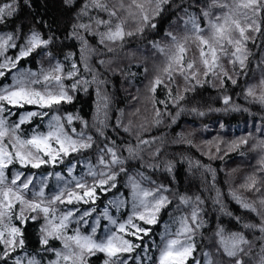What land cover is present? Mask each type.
Here are the masks:
<instances>
[{"label": "clouds", "instance_id": "1", "mask_svg": "<svg viewBox=\"0 0 264 264\" xmlns=\"http://www.w3.org/2000/svg\"><path fill=\"white\" fill-rule=\"evenodd\" d=\"M74 2L63 0V5L71 10ZM23 3L31 9V0ZM8 4L0 25L7 26L20 11L19 0ZM85 5V15L81 16L80 8L69 17L74 22L67 36L61 38L50 29L41 32L49 44L26 61L31 65L35 60V69L19 66L37 73L31 78L37 83L27 84L30 90L45 96L67 95L71 100L38 105L33 110L36 115L20 126V117L28 111L17 115L0 105V150L11 155V163L0 169V264H96L94 258L101 252L82 248L70 237L79 229L81 236H91L97 244L106 241L117 225L97 227L93 233L90 221L106 208L113 215L109 204L113 199L125 201L113 215L117 224H125L132 233L145 228L140 215H151L155 223L146 228L147 234L136 235L141 240L151 238L159 226L160 240L153 241L155 253L146 240L142 250L140 243L133 242L131 253L104 254L99 264H159L169 240L177 241L176 249L192 250L188 264H264V136L258 135L260 129L240 136L247 143L235 150L230 145L236 138H201L216 124L214 117L232 113L259 116L264 127V0H84ZM27 23L26 31L17 25L14 32H6L13 33L14 42L24 47L30 46L26 39L31 31L38 30L30 18ZM81 23L90 25L87 32L78 30ZM117 28L122 36L108 39L106 34ZM81 37L87 40L84 50ZM73 41L79 51V68L69 78L72 64L77 63ZM7 56V52L0 55V62ZM57 62L63 65L59 84L54 78ZM49 72L53 78L45 80ZM233 88L240 89L235 96ZM249 89L254 95H249ZM224 97L229 98L227 103ZM236 97L248 105H259V111L238 103ZM217 100L222 101L219 107ZM182 120V130L173 133ZM50 121L57 128L63 125L61 136L71 138L77 149L67 155L61 152L54 162L28 143L34 135H47ZM219 129L226 130V125L220 122ZM50 142L55 150V140ZM181 145L187 147L181 149ZM246 145L250 147L239 151ZM190 148L206 156L209 163L194 157ZM237 151L242 157L255 153L256 162L247 168L221 169L228 177L226 187H221L212 162ZM17 152L31 162L44 163L33 168L31 163H21ZM182 166L183 184L178 175ZM238 172L245 173L243 182H236ZM118 186L128 190L127 197ZM91 188L111 194L99 211L98 193L94 200L73 197L68 202L72 193ZM233 202L239 213L232 209ZM85 212L92 214L85 216ZM65 218L67 226L54 229ZM28 221L36 227L29 228ZM222 236L235 241L227 250L220 242ZM18 250L21 255H16Z\"/></svg>", "mask_w": 264, "mask_h": 264}, {"label": "snow or ice", "instance_id": "2", "mask_svg": "<svg viewBox=\"0 0 264 264\" xmlns=\"http://www.w3.org/2000/svg\"><path fill=\"white\" fill-rule=\"evenodd\" d=\"M86 5L81 8V16L86 14ZM6 8H10V5L8 3H4L2 7H0V17H3L4 11ZM90 28V25L81 23L79 25L78 30H84L85 32L88 31ZM218 32H223V29L220 27H217ZM241 32L243 33V29H241ZM108 39H118L122 36V32L117 28L115 32L109 31V33L106 34ZM14 35L13 33H0V55H4L6 52H8L9 49L16 48L18 51L12 55L7 56L2 62H0V78H3L4 80L8 79L9 76H11V83L9 84H3V86H0V105H3L7 107L8 105L12 106H23V105H39L41 107H47L53 104H60L63 102H67L71 100L70 96L67 95H49L45 96L35 90H30L27 87V84L29 82L35 84L37 83L36 80H32V77L37 76L36 72H33L31 70H24L19 68L20 65L24 63V58H27L31 55H33L34 51L42 50L44 47H46L49 44V40L45 38V35H42L41 31L33 30L28 35L26 39V43L30 45L29 47H24L20 44H17L14 42ZM83 41V47L82 50L86 49L87 47V40H84L83 37H81ZM206 43V42H205ZM203 55V52L201 53ZM213 59H215L213 55ZM205 64H207V61H205ZM72 71L68 73V77H75L77 75V69L79 68L78 63L72 64ZM55 71L57 75H55V80L59 84L62 80V73H63V65L57 62L55 65ZM51 72L45 74L44 79H52ZM2 83V81H0ZM85 83H88V81H85ZM73 88L77 87V84L72 85ZM249 95H254L252 89L248 90ZM262 100H264V97H261ZM229 100L228 97H224V102L227 103ZM3 111V108L0 107V112ZM36 113L34 111H28L24 115L20 117L19 125L24 124L27 122V120L31 119V117L35 116ZM69 123L72 121V117L69 115L68 117ZM58 119V118H57ZM3 124V116H0V125ZM50 131L47 135H34L29 141V144H32L35 146L38 150L42 151L49 157V162H54L56 157L63 152L65 155L69 153V151H76V145L74 141H71V138H65L61 136V129L63 128V125H60L59 128L53 123L49 122L48 125ZM51 140H55L57 148L54 150ZM247 140L244 137H238L234 141H232L230 147L235 150L239 149L242 144H246ZM111 151V149H110ZM216 151L219 152L220 148L217 146ZM243 154V153H241ZM8 155V160H5V156ZM17 158L20 159L21 163H31V166L33 168H38L42 163H44L43 160L31 162L23 155L22 152L16 153ZM8 163H11V155L10 153H5L3 150H0V169L7 166ZM261 164L264 165V161H261ZM251 183L255 182L254 177L249 178ZM82 187V185H78ZM251 186V184L249 185ZM135 188L136 185L133 184V195H135ZM97 188H91V189H85L82 193H72L68 197V202L71 203L72 198L75 197L76 199H84L85 197H88L90 199H95ZM125 203L122 199H113L109 201V204L118 212L120 207ZM247 207V205H244ZM45 213L48 212L47 208L42 209ZM93 212L96 210H92ZM91 212H85V216L91 215ZM69 215H71L69 213ZM139 219L144 222L146 225L154 224L155 218L151 215L148 217L144 215H140ZM193 219H195V213L193 214ZM107 221V224H116L117 229L116 231H113L108 236L107 240L97 244L94 240H92L91 236H81L79 234V229L76 230V234L72 237L73 239L80 247L86 248L87 250L91 251L93 249L98 250L99 252L106 254L107 256H116L121 253H131L132 252V244L133 240L127 238V237H137V232H142L143 235L147 234V229H140L136 228V230L132 233H128V228L125 224L120 223L117 224V218L114 217L106 208L103 212L100 213V215L96 216V218L92 221H90L91 224V231L94 233L97 230V227H101V221ZM87 222V221H86ZM129 223H131V217H129ZM67 226V219L60 224V225H54V229L58 230L61 227ZM87 231V230H86ZM15 232V229L13 230ZM119 233H126L127 236L122 237L119 235ZM116 241H119L117 243ZM220 242L225 245V248L227 250V247L229 244H234L235 241H233L230 237L225 238L221 237ZM41 243H47V241H41ZM177 244V241L175 240H169L167 242V246L161 250L160 257H159V264H188V257L192 254V250L190 248H182V249H176L175 245ZM140 246L137 245V248ZM57 256H59V253H56ZM67 259V257H65ZM17 264H19V261H17ZM31 264H36L35 261L31 262ZM53 264H56L54 261Z\"/></svg>", "mask_w": 264, "mask_h": 264}, {"label": "trees", "instance_id": "3", "mask_svg": "<svg viewBox=\"0 0 264 264\" xmlns=\"http://www.w3.org/2000/svg\"><path fill=\"white\" fill-rule=\"evenodd\" d=\"M8 1V0H6ZM19 3L21 5L20 11L18 15L14 18H11L8 20V24L6 25H0V32L3 31H9L10 29L16 30V26L19 25V27L23 30H27L21 23V21H25L27 18L31 20V22L36 25V28L41 31L47 33V30L54 31L57 36H60L61 38L68 35V32L71 27V22H74V18L69 21V17L72 16V12L75 10H78L84 6V0H75L74 5L72 6V9L69 10L68 6L63 5V0H31V9L23 3V0H19ZM197 3H199V0H197ZM64 20V27L63 29L57 30L60 22ZM25 24V23H24ZM95 42V41H93ZM74 50L77 52V63L79 64V51L78 47L75 46V42L73 41ZM28 58H24V63L20 66H30L32 68H36L35 60H33L31 65H27L26 61ZM117 82H119V77L116 78ZM246 79V78H245ZM0 81H4L3 78H0ZM0 83V86L3 84ZM226 83L230 84V82L226 81ZM238 88H233L232 94L235 96V93L239 91ZM206 92L211 93L215 95V92L211 88H206ZM157 95L162 99L163 93L159 92ZM237 102L240 104H243L245 106H249L252 108L253 111H259V105H248L246 101H244L240 97H236ZM222 101L217 100L216 106H221ZM27 107V106H26ZM158 107H163L162 105H158ZM18 109V108H17ZM24 109L19 108L16 112L18 115L20 111ZM89 111H90V105H89ZM214 119L217 121L216 124H214L206 133L201 134V138L205 140H212L213 137L217 135L223 136V138L227 141L234 140L237 137L247 135L249 132H257L258 129L260 131L258 132V135L264 136V127L261 125V120L259 116H249L247 113H232L229 116H216ZM223 122L226 125V130H220L219 129V123ZM184 123L182 120L179 125L175 126L172 131L173 133L179 132L182 130L181 125ZM190 124H195V121H188ZM115 139L116 137H112ZM119 142V141H117ZM181 149L186 148L187 146L181 145L179 146ZM247 147H250V145L242 146L239 151H245ZM212 151H215V148L211 149ZM189 151L191 154L200 159L204 163H209V160L206 156H203L199 151H197L195 148H190ZM239 151L237 152H229L225 156L224 160H216L213 161V166L217 168L218 171V180L221 187H226L225 181L228 179L227 174L225 171H222L223 168H236L238 166L242 168H247L255 164L256 162V155L252 152H246L245 156H240ZM223 155V153H221ZM180 176L181 184L184 183V167L182 166L180 169V173L178 174ZM244 172H238L236 173V182L240 183L243 182L244 179ZM197 187H199L197 185ZM120 191L123 192L124 196H128V190L123 188L122 186H118ZM115 191V190H114ZM97 193L101 196V200L98 201L100 208L97 209L99 211L101 208H103L104 201H106L111 194H104L100 193L99 189L97 190ZM82 207H88L87 205H83ZM232 209L236 211L237 213L240 212L239 206L236 205L234 202L231 205ZM29 228H35L36 224L28 221L26 222ZM104 223V220L101 222ZM235 222H233L234 224ZM141 224L148 228L149 225L143 224L141 221ZM161 231V228L159 226L156 227L157 234L152 236L151 238L145 237L143 240L137 237H127L131 240H133L134 243H140L141 244V250L143 249L144 241H147V246L155 253V248L153 247V241L159 242L160 236L159 232ZM143 234H141L142 236ZM128 254H125L127 256ZM134 255V254H133ZM104 258V254H99L98 258H94L96 261V264H99V262Z\"/></svg>", "mask_w": 264, "mask_h": 264}, {"label": "rangeland", "instance_id": "4", "mask_svg": "<svg viewBox=\"0 0 264 264\" xmlns=\"http://www.w3.org/2000/svg\"><path fill=\"white\" fill-rule=\"evenodd\" d=\"M4 3H9V0H8V1H6V0H0V5H2V4H4ZM27 20H28V18L25 20V22H24L25 24H24V23H22V24H23V26H24L25 28L28 29L29 24L27 23ZM31 24H33V23L31 22ZM16 27H17V26H16ZM23 30H24V29H23ZM14 31H15V30L12 31V29H10L9 31H3V32H0V33L14 32ZM24 31H26V29H25ZM20 42H22V40H21ZM18 44H19V43H18ZM17 51H18V49H16V48L9 49L8 52H7V54H8L9 56H12V55H14ZM33 69H35V68H33ZM9 83H11V76H9L8 79L4 80L2 84H9ZM2 86H3V85H2ZM26 106H27V107H26ZM7 107H9L10 109H12L14 112L17 111V110L19 109V106L8 105ZM17 108H18V109H17ZM36 108H38V105H24V107L21 108V109H24V110H22V111H33V110H35ZM18 115H19V114H18ZM77 168H78L80 171H83V165H82L81 163H78V164H77ZM58 170H59V169H58ZM78 174H79V173H78ZM64 175L66 176L67 173L64 172ZM102 207H104V204H103ZM85 208H87V207H85ZM111 211H112L113 215L116 214L114 208L111 209ZM94 216H95V214H93V218H94ZM101 222H102V221H101ZM17 223H18V222H17ZM106 226H108L107 221H104V223H102L101 229H104ZM56 246H58V242H56ZM0 251H3V247H2V246H0ZM21 254H22V252H21L20 250H18L17 253H16V255H21Z\"/></svg>", "mask_w": 264, "mask_h": 264}]
</instances>
